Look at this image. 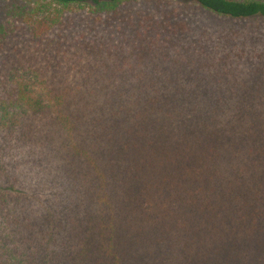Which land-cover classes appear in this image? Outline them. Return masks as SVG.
Instances as JSON below:
<instances>
[{
  "label": "trees",
  "instance_id": "1",
  "mask_svg": "<svg viewBox=\"0 0 264 264\" xmlns=\"http://www.w3.org/2000/svg\"><path fill=\"white\" fill-rule=\"evenodd\" d=\"M0 264H264V0H0Z\"/></svg>",
  "mask_w": 264,
  "mask_h": 264
}]
</instances>
